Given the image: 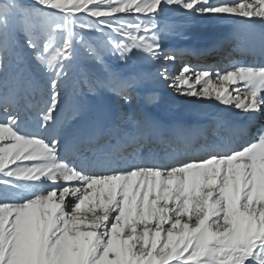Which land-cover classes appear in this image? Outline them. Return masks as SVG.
I'll return each instance as SVG.
<instances>
[{
	"label": "snow or ice",
	"instance_id": "1",
	"mask_svg": "<svg viewBox=\"0 0 264 264\" xmlns=\"http://www.w3.org/2000/svg\"><path fill=\"white\" fill-rule=\"evenodd\" d=\"M169 12L264 26V0H0V264H264V62L173 74ZM150 79L243 113L238 137L164 135Z\"/></svg>",
	"mask_w": 264,
	"mask_h": 264
},
{
	"label": "bare ground",
	"instance_id": "2",
	"mask_svg": "<svg viewBox=\"0 0 264 264\" xmlns=\"http://www.w3.org/2000/svg\"><path fill=\"white\" fill-rule=\"evenodd\" d=\"M231 24L233 27L230 30L232 38L219 40L218 42L196 44V46H192L187 50L188 54L186 57H180L179 55L177 57L184 58L187 63L191 60L195 61L194 63H188L192 66L211 65L214 69L220 70L227 68L231 64L242 63L244 65L256 66L264 62V53L261 52V34L264 33V26L255 24L251 28L245 29V26L238 19H233V23ZM235 34L245 36L248 43L238 47L234 39ZM229 41H231L232 49L227 48ZM234 55L238 57L235 58ZM173 65L175 67V62L169 63V69ZM221 66L223 67L222 69ZM160 81L162 84L168 85L167 82ZM163 96H165L162 97L163 99L168 98L167 100L169 101H165V104L169 103L168 105H172L175 102L178 103L172 105L177 108L174 110V114H171L165 109L166 107L164 108L163 105L162 107L159 103L153 104L154 106L142 103L144 104L142 112L148 113L162 126L164 135L171 134L174 138H179L181 143L184 140H188L195 154H203L200 150V145L205 142V139L227 142L230 138L235 139L238 137L239 133L234 125L243 119V113L238 110L215 101H201L196 98L180 95L173 89L168 92V95ZM218 123L220 125L219 128L217 127ZM256 123H264V121L258 120ZM174 147L175 144L169 145L157 142L151 145V151L157 155H164L165 152L171 151ZM147 151L146 149L145 152Z\"/></svg>",
	"mask_w": 264,
	"mask_h": 264
},
{
	"label": "rangeland",
	"instance_id": "3",
	"mask_svg": "<svg viewBox=\"0 0 264 264\" xmlns=\"http://www.w3.org/2000/svg\"><path fill=\"white\" fill-rule=\"evenodd\" d=\"M25 2L27 3L28 0H25ZM231 23H233L232 18H215V17L200 16L192 19H185L181 14L177 12H169V14L162 21V26L164 24H167L171 27V34L166 38V45L168 49L188 50L190 47L196 46V44L202 42L212 43L214 41L218 42L219 40L232 38L230 35V30L231 28L233 29ZM231 46H232L231 41H229L227 48L230 49ZM187 54L184 55L183 57H186ZM234 57L236 58L238 56L234 55ZM190 62L194 63L195 61L193 60L188 61V63ZM108 63L113 67L115 71L120 73H133V72L148 73V72H153L155 70L152 65L142 60H133L130 61L128 64H122L119 60L115 59L114 57H109ZM183 63H187V61H185L184 58L177 57L175 61V67L174 65L171 66V68L169 69L170 72H172L173 74L176 73V71L180 68V66ZM222 68L223 67L221 66V69ZM213 79H215V77H213ZM163 85L164 84H162L159 79L148 80L135 101L136 109L137 110L139 109L138 111L142 112L144 106V104L142 103H144L143 97L145 93L154 92L159 97L157 103H159V105L161 106L163 105L164 108L166 107L165 109H167L171 114H174V110L177 108L172 105L178 103L175 101H174L175 103H173L172 105H168L169 103L168 104L166 103L167 104L166 105L164 103L165 101L167 102L169 101L167 100L168 98L163 99L162 97H165L163 95H168V92L172 91V89L169 88L168 85L167 86L164 85L165 86L164 88ZM176 101L178 100L176 99ZM154 105L151 104V106Z\"/></svg>",
	"mask_w": 264,
	"mask_h": 264
}]
</instances>
